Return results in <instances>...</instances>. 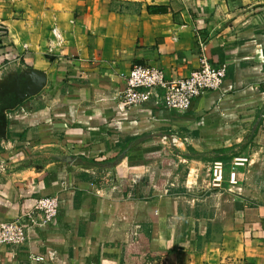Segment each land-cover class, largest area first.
Returning <instances> with one entry per match:
<instances>
[{"label":"crops","instance_id":"obj_1","mask_svg":"<svg viewBox=\"0 0 264 264\" xmlns=\"http://www.w3.org/2000/svg\"><path fill=\"white\" fill-rule=\"evenodd\" d=\"M0 28V223L59 202L0 264H264V0H0ZM203 57L226 68L221 91L120 117L134 65L177 80Z\"/></svg>","mask_w":264,"mask_h":264},{"label":"built area","instance_id":"obj_2","mask_svg":"<svg viewBox=\"0 0 264 264\" xmlns=\"http://www.w3.org/2000/svg\"><path fill=\"white\" fill-rule=\"evenodd\" d=\"M4 29L0 28V36H4ZM205 42L200 41L203 50ZM227 73L225 67L214 66L205 57L201 60L199 69L193 71L188 77L177 80L167 79L165 73L158 68L143 65H134L127 78V87L121 97L120 117L128 120L130 115L142 111L152 98H157L164 108L170 112L186 113L194 102L207 92H219L223 88ZM115 127L120 130L121 123ZM174 146L179 144L178 139L172 138ZM249 163L246 158L235 160V166L240 167ZM211 185L222 189L225 182V165L222 161H214L210 167ZM230 182L236 183V174L230 175ZM59 202L55 197H44L35 200L31 213L25 214L20 220L4 221L0 223V247L10 246L19 248L28 240L29 228L25 222L31 220L34 213L42 215L46 224L57 217ZM39 264H58L59 259L55 252L50 251L48 258L37 257Z\"/></svg>","mask_w":264,"mask_h":264},{"label":"water","instance_id":"obj_3","mask_svg":"<svg viewBox=\"0 0 264 264\" xmlns=\"http://www.w3.org/2000/svg\"><path fill=\"white\" fill-rule=\"evenodd\" d=\"M35 77L32 76L28 78L26 82L23 83V91L22 93H19V98L21 101H23L26 98L36 96L40 93L44 83L45 78L38 73H35ZM7 136V123L4 121L2 125H0V138H6Z\"/></svg>","mask_w":264,"mask_h":264},{"label":"trees","instance_id":"obj_4","mask_svg":"<svg viewBox=\"0 0 264 264\" xmlns=\"http://www.w3.org/2000/svg\"><path fill=\"white\" fill-rule=\"evenodd\" d=\"M149 11L152 13V14H164V13H167L168 12V9L165 8V7H157V8H149ZM95 163V162H93Z\"/></svg>","mask_w":264,"mask_h":264}]
</instances>
